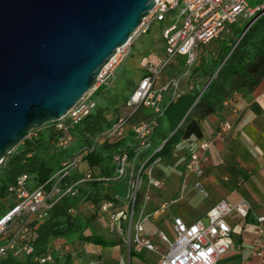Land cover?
Listing matches in <instances>:
<instances>
[{
	"label": "trees",
	"instance_id": "1",
	"mask_svg": "<svg viewBox=\"0 0 264 264\" xmlns=\"http://www.w3.org/2000/svg\"><path fill=\"white\" fill-rule=\"evenodd\" d=\"M258 13L260 15L250 26L253 18L248 19L241 33L232 35L224 46L217 45L215 38L199 45L195 63L182 77L179 95L162 113L144 105L137 108L126 106L136 86L121 103L116 102L113 106L101 104L97 99V106L89 114L66 129L58 127V122H51L32 130L0 164V216L17 203L9 186L21 174L27 175L31 189L44 185L48 192L57 182L62 189L72 186L75 192L62 196L53 193L47 200L46 214L28 220L25 238L16 236L15 247L0 256V264H72L82 252L76 245L77 241L97 246L125 243L128 215L125 204L116 199L118 192L112 187L114 180L122 178H116L114 154L122 150L134 154L138 148L139 154H146L144 159L150 154L169 157L183 139H202V121L231 99L235 92L243 88L255 89L264 78V10ZM145 33L133 40H142ZM134 44H130L124 61L130 56ZM185 64V57L175 56L162 71L158 83L181 74ZM113 80L112 77L99 86L95 97L101 93L105 95ZM121 105L128 109L118 110ZM119 115H126L128 119L125 134L120 138H103L102 133ZM145 121H151L153 127L147 138L149 146L143 147L133 126ZM64 140H67L65 145L62 144ZM77 141L79 145H72ZM73 157L79 158V166L63 177L55 178L62 162ZM81 161H86V165L80 167ZM106 201H114L115 205L103 210L102 205ZM83 204L91 208L88 214L80 209ZM111 212L119 215V227L116 224L112 231L107 227ZM12 231L8 237L12 236ZM57 238L63 239L60 243H65L61 254L53 248V241ZM3 242L0 237V246ZM24 244L31 250L27 251ZM48 254L53 255V260L44 263L39 260ZM134 255L139 254L132 244L129 256L132 259Z\"/></svg>",
	"mask_w": 264,
	"mask_h": 264
},
{
	"label": "built area",
	"instance_id": "2",
	"mask_svg": "<svg viewBox=\"0 0 264 264\" xmlns=\"http://www.w3.org/2000/svg\"><path fill=\"white\" fill-rule=\"evenodd\" d=\"M264 2L252 5L249 0H156L154 8L143 19L132 39L118 49L117 53L105 65L98 75L97 82L86 92L68 111L67 115L56 122L58 127L66 129L81 121L97 106L94 96L99 86L106 84L115 70L124 61L130 50L131 41L138 35L148 31L151 22H163L162 38L165 42L164 53H147L141 60V65L146 69V74L139 81L136 89L126 101V106L137 108L144 105L156 113H162L170 101L180 93L179 86L182 77L187 75L196 61L197 48L200 44L209 43L223 31H229V25L235 23L240 17L253 18L249 26L258 18ZM175 56L185 57V68L179 75L168 78L164 83H158L164 68ZM126 115H119L112 124L102 133L103 138H120L127 129ZM152 122L145 121L133 126L136 136L141 138V146H149L148 135L152 130ZM233 122L229 119L219 122L214 136L211 139H199L194 150L190 153L187 168L194 172L197 178L203 176L208 162L207 152L215 140H225L231 130ZM69 139V138H68ZM67 139V140H68ZM67 140L62 142L63 145ZM139 149L131 154L126 150L114 154L116 178L126 175L127 195L122 197L116 194V199L126 206L128 215V230L125 241L130 247H145L160 256L158 264H220V259L233 246L232 227L228 216L236 212L243 218L254 214L258 235L252 241L249 252L256 256L260 264H264V214H255L252 205L246 198H241L232 203L227 199L218 201L207 213V218L187 223L180 216H174V238H169L165 233H160V239L167 245L162 250L145 235V222L148 213V202L151 198L152 186H160L162 180L155 177V169L162 161V156L150 154L147 159H141ZM79 166V158L73 157L62 162V167L54 177H63L72 169ZM89 178L90 175L88 174ZM26 174H21L9 186L14 193L17 203L6 213L0 216V237L4 242L0 246V256L7 250L15 247L16 236L24 239L28 231L27 222L35 216L42 217L46 214L47 200L53 193L60 196L74 193L72 186L62 189L54 184L50 191L44 185L36 188L28 186ZM59 181V180H57ZM146 184L142 190L143 184ZM196 186L204 193L199 180ZM140 195H142L139 200ZM115 205L114 201H106L103 210H108ZM119 215L111 212L108 230L112 231L116 224L119 227ZM17 224L14 228L13 226ZM13 230V231H12ZM13 232L12 236L8 234ZM27 251L31 248L23 246ZM41 262L53 260V255L48 254L39 258Z\"/></svg>",
	"mask_w": 264,
	"mask_h": 264
},
{
	"label": "water",
	"instance_id": "3",
	"mask_svg": "<svg viewBox=\"0 0 264 264\" xmlns=\"http://www.w3.org/2000/svg\"><path fill=\"white\" fill-rule=\"evenodd\" d=\"M155 4L0 0V164L32 130L67 115Z\"/></svg>",
	"mask_w": 264,
	"mask_h": 264
},
{
	"label": "crops",
	"instance_id": "4",
	"mask_svg": "<svg viewBox=\"0 0 264 264\" xmlns=\"http://www.w3.org/2000/svg\"><path fill=\"white\" fill-rule=\"evenodd\" d=\"M145 52L157 53L149 49ZM141 58L138 61L140 75L128 82L130 86L136 87L146 74ZM118 68L109 79H114ZM115 83L116 79L111 81L112 86ZM119 108L121 111L128 109L124 105ZM226 119L233 122V129L225 140L211 143L202 177L197 178L187 168L190 153L199 140L195 138L179 142L171 155L163 158L155 169V177L161 179L162 184L152 186L150 190L145 235L162 250H166L167 245L161 241L160 233L169 238L175 236L174 216L182 217L187 223L205 220L210 208L221 199L235 203L246 198L255 214H264V78L253 90L243 88L235 92L231 99L207 116L202 121V139L213 138L219 122ZM197 180L206 193L196 186ZM80 209L87 214L91 211L85 204ZM228 221L234 244L222 256L220 264H260L259 259L249 252L252 241L258 235L254 214L243 218L233 212ZM76 245L82 252L72 264H158L160 261L156 252L145 247H135L139 255L131 259L126 241L114 246H97L81 241H77Z\"/></svg>",
	"mask_w": 264,
	"mask_h": 264
},
{
	"label": "rangeland",
	"instance_id": "5",
	"mask_svg": "<svg viewBox=\"0 0 264 264\" xmlns=\"http://www.w3.org/2000/svg\"><path fill=\"white\" fill-rule=\"evenodd\" d=\"M262 2H264V0H249V3L252 5L259 4ZM248 21H249L248 19L240 17L236 23L229 25V28L231 29L230 33L227 31H223L218 36V38L214 39V42H216V44L219 46H224L225 43L229 42L230 37L232 35L238 36L241 33V31L247 25ZM162 25H163L162 21L154 22V24L151 25L148 33L143 36L142 40L131 41L132 44L134 43L135 44L132 48L130 56L126 61H124V63L122 62L123 63L122 65L120 64L121 66H119L116 72V76L114 77V79H116V83L105 92V95L103 93L97 94V99L99 103L109 104L110 106H113L116 102L121 103L125 99L128 91L130 89H134L135 86H130L128 84V80L130 79L136 80V77H139L140 70L138 66V61L141 58V54L143 52L149 49V50H154L159 54H163L165 42L164 40H162V28H161ZM157 39H161V40L156 42L154 45L153 42L156 41ZM79 144L80 142L77 141L72 145H79ZM145 156L146 154L143 155L141 159H144ZM85 165H86V161L80 162V167H83ZM145 186L146 184L144 182L142 186V190L140 192H142L145 189ZM112 187L114 190L118 192L119 195L125 197L127 195L126 175H124L121 179L114 180ZM9 201L12 202L13 201L12 198H10ZM62 240L63 239L57 238L53 241V245H54L53 248L55 249L56 252L60 254L63 246L65 245V243L63 242L60 243V241ZM59 243L61 244V246H58Z\"/></svg>",
	"mask_w": 264,
	"mask_h": 264
}]
</instances>
